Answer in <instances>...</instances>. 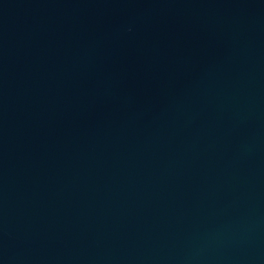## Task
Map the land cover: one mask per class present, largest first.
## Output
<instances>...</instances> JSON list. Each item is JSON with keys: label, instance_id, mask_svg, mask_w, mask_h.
Segmentation results:
<instances>
[{"label": "water", "instance_id": "water-1", "mask_svg": "<svg viewBox=\"0 0 264 264\" xmlns=\"http://www.w3.org/2000/svg\"><path fill=\"white\" fill-rule=\"evenodd\" d=\"M0 264H264V0H0Z\"/></svg>", "mask_w": 264, "mask_h": 264}]
</instances>
